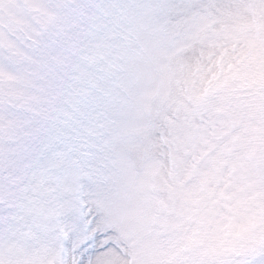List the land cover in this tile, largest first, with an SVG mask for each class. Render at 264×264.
<instances>
[{
    "label": "snow or ice",
    "instance_id": "1",
    "mask_svg": "<svg viewBox=\"0 0 264 264\" xmlns=\"http://www.w3.org/2000/svg\"><path fill=\"white\" fill-rule=\"evenodd\" d=\"M0 264H264V0H0Z\"/></svg>",
    "mask_w": 264,
    "mask_h": 264
}]
</instances>
